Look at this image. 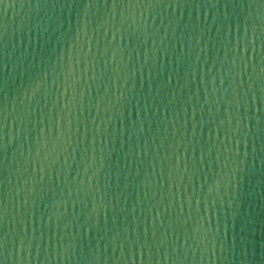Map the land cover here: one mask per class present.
<instances>
[{
	"label": "water",
	"instance_id": "1",
	"mask_svg": "<svg viewBox=\"0 0 264 264\" xmlns=\"http://www.w3.org/2000/svg\"><path fill=\"white\" fill-rule=\"evenodd\" d=\"M0 260L264 264V2L2 0Z\"/></svg>",
	"mask_w": 264,
	"mask_h": 264
},
{
	"label": "snow or ice",
	"instance_id": "2",
	"mask_svg": "<svg viewBox=\"0 0 264 264\" xmlns=\"http://www.w3.org/2000/svg\"><path fill=\"white\" fill-rule=\"evenodd\" d=\"M0 2H2V0H0ZM262 2H264V0H262ZM4 147L6 148V145H4ZM0 264H4V262L0 260Z\"/></svg>",
	"mask_w": 264,
	"mask_h": 264
}]
</instances>
